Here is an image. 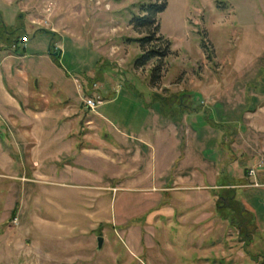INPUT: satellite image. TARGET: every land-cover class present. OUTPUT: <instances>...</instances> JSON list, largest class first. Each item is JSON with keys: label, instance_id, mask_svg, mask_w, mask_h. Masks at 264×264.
Segmentation results:
<instances>
[{"label": "rangeland", "instance_id": "rangeland-1", "mask_svg": "<svg viewBox=\"0 0 264 264\" xmlns=\"http://www.w3.org/2000/svg\"><path fill=\"white\" fill-rule=\"evenodd\" d=\"M147 1L0 0V45L13 54L0 72L21 86L28 79L48 104L25 107L16 86L1 79L0 264H264V232L235 189L232 215L248 237L228 222L230 213L218 214L219 189L156 188L160 169L135 138L150 131L156 114L168 118L161 109L179 105L195 132L225 119L235 121L222 124L225 133H252L250 111L233 116L219 102L238 103L240 111L255 109L264 96L218 92L234 91L254 60L261 64L256 78L264 75V0H165L157 33L170 45L155 83V61L134 66V38L145 31L128 22ZM71 106L94 127L70 129ZM187 143L181 139V152Z\"/></svg>", "mask_w": 264, "mask_h": 264}, {"label": "crops", "instance_id": "crops-1", "mask_svg": "<svg viewBox=\"0 0 264 264\" xmlns=\"http://www.w3.org/2000/svg\"><path fill=\"white\" fill-rule=\"evenodd\" d=\"M2 48L4 49L5 47L0 45V49ZM12 55V52L8 49H6L5 53H2L0 50V64L5 60L12 59ZM254 61L251 62L253 65L251 74L249 76H243L246 78H238L235 82L236 88L234 91H224L225 94H223V90H219L218 93L223 96H236L238 98H244L246 95L253 97L264 96V75L260 76L261 78H256L255 75L256 73L259 74V66L261 64ZM4 77L8 80L7 85L9 88L16 86L17 92L22 94L25 107H28L27 104L30 101V106H35V102H41V107L43 106L46 110L48 109V104L42 102L41 93L37 94L38 90L31 88V83L28 79L21 81L23 82L21 86L19 83L14 84L12 82L13 75L11 73L1 74L0 72V81ZM17 77H20V75H17ZM247 84H251V86L247 88ZM0 91L3 90L0 89ZM5 97L7 99L9 98L7 94H5ZM214 103H216V100L213 101ZM219 104L226 109L231 106V108H228L227 113L230 112L233 116L237 112H240L241 116L243 112L250 111L252 115L250 117L254 119L253 124H251L252 133H248V131L245 134L239 131L235 132L232 129L235 127H232L231 130L229 128V132L225 133L222 124L235 122H227L225 119L224 121H212L210 122V126L205 124L197 129L199 130L198 132H195L189 124L183 122L188 119V115L183 116L180 122H171L168 118H161L159 114H156L155 120L148 127L150 131H143L141 136L135 137L137 138L135 140L146 148L147 157L150 155L151 159H153L151 160V162L153 161V166L155 168L157 166L160 169V181L156 188L162 191L166 190V192L172 190L177 193L195 192L198 188L206 194L212 193V189H221L223 187L234 188L235 193L241 197L245 208L253 216L254 226L259 231L264 232V186H242L248 185L252 180L251 177H247L246 169L255 165L258 160H264V115L261 116V113H264V101L259 102L255 109L243 110L240 108V111H237L236 105L238 103L232 105L225 100V102L220 101ZM68 108V113L76 117V119L72 118L74 120H71V123H68L71 126L70 129L83 131V129L94 127L95 123L92 122L91 117L87 122L82 121V112L80 109L75 106ZM20 128L24 129L25 127ZM86 134L87 132L82 133L83 136H86ZM224 136H227L229 139L228 146H218L219 141L223 140ZM231 138H233L232 141ZM181 139L188 141L184 145L186 148H184L185 150L183 152L179 150ZM154 142L156 146L157 144L160 145L158 146L160 148L158 150L159 153L158 151L156 152ZM127 150L129 153L132 152L131 148H127ZM206 151H214V160L212 158L207 159L202 155ZM139 152L140 150L137 151V153ZM180 153H182V156ZM175 159H177L175 166L177 171L176 169H171ZM219 159L222 161L221 165L218 163ZM196 166L201 171L203 169L204 175L197 174ZM169 177L171 179H168ZM255 180L264 184V167L259 168L255 175Z\"/></svg>", "mask_w": 264, "mask_h": 264}, {"label": "trees", "instance_id": "trees-1", "mask_svg": "<svg viewBox=\"0 0 264 264\" xmlns=\"http://www.w3.org/2000/svg\"><path fill=\"white\" fill-rule=\"evenodd\" d=\"M215 2L219 3L218 0H215ZM164 7H165V0H148L147 2L140 3L138 5V10L140 14H133L128 21L129 25H131L133 29H137V30L142 29L145 31V35L134 38V41L138 43L140 49V54L138 55V58L135 60L134 66L136 68L142 67L150 61H155L150 68L151 70L150 83H155L160 78L163 69L164 59L169 52V45H170L169 40H167L162 35L157 33L159 28L157 14L161 12L164 9ZM3 28H4V24H2L0 19V32H4ZM200 45L202 46L203 44L201 43ZM179 106L176 109H170L166 111L161 109V113L163 114V116H167L172 121L178 122L181 119V112L184 111V109L183 110L179 109ZM180 110L182 111L180 112ZM219 191H220V195H218V197H220V199L217 200L218 214L221 217H225L223 215L224 214L228 215V213H230V215L235 214V209H233L234 206L233 204L237 203L236 202L237 200L233 202L234 188L223 187L219 189ZM13 214L14 213L12 212L11 215ZM235 217L236 216L232 215L228 219V222L236 226L238 233L239 232L242 233L244 230H241V228L239 227L240 223H237ZM248 219L250 221H253V216L251 215L250 212L248 213ZM244 232L245 234H243L242 236L248 237L249 234H246V231Z\"/></svg>", "mask_w": 264, "mask_h": 264}, {"label": "built area", "instance_id": "built-area-1", "mask_svg": "<svg viewBox=\"0 0 264 264\" xmlns=\"http://www.w3.org/2000/svg\"><path fill=\"white\" fill-rule=\"evenodd\" d=\"M83 101L85 106L88 107L90 110H92L95 107V100H92L91 98H85ZM260 167H264V160L261 159L258 160V162L255 165L250 166L246 170L247 177L252 178L251 182L248 183V186H253V187L264 186V184H261L257 180H255V175Z\"/></svg>", "mask_w": 264, "mask_h": 264}, {"label": "water", "instance_id": "water-1", "mask_svg": "<svg viewBox=\"0 0 264 264\" xmlns=\"http://www.w3.org/2000/svg\"><path fill=\"white\" fill-rule=\"evenodd\" d=\"M49 55H50L51 57H54V56L57 55V52H56V51L50 52ZM101 241H102V238H101L100 236H97V237H96V248H100V246H101Z\"/></svg>", "mask_w": 264, "mask_h": 264}]
</instances>
